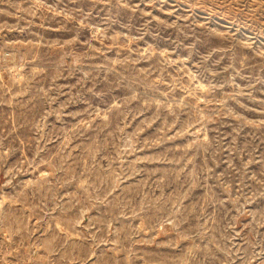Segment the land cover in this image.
<instances>
[{"label": "rangeland", "instance_id": "374dc122", "mask_svg": "<svg viewBox=\"0 0 264 264\" xmlns=\"http://www.w3.org/2000/svg\"><path fill=\"white\" fill-rule=\"evenodd\" d=\"M0 264H264V0H0Z\"/></svg>", "mask_w": 264, "mask_h": 264}]
</instances>
